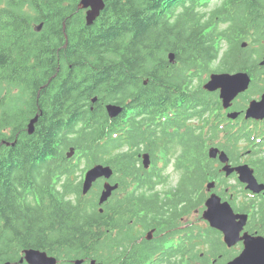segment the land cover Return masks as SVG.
Masks as SVG:
<instances>
[{"label":"trees","instance_id":"1","mask_svg":"<svg viewBox=\"0 0 264 264\" xmlns=\"http://www.w3.org/2000/svg\"><path fill=\"white\" fill-rule=\"evenodd\" d=\"M80 1L0 0L1 260L16 262L24 248H37L56 255L61 264L78 258L141 264L145 256L133 260L126 252L134 201L151 203L163 218L162 202L168 205L172 189L178 200L193 199L195 182L202 187L214 170L201 134L205 122L189 124L219 103L202 87L207 75L264 74L258 67L264 53V0H219L213 8L212 0H104V10L90 26ZM170 52L176 55L174 64ZM108 102L129 103L136 106L135 116L146 114L143 119L150 122L142 131L156 137L146 149L156 161L160 154L166 163L175 155L183 175L178 187L161 194L157 186L167 185V178L136 168L133 157L140 150L119 152L125 145L139 147L133 138L142 131L134 116L125 137L116 138L124 129L109 118ZM36 114V131L29 135L26 126ZM155 121L159 124L153 127ZM73 145L86 151V161L115 166L123 185L136 175L131 181H140L142 191L111 198L101 212L96 193L81 194L80 163L66 157Z\"/></svg>","mask_w":264,"mask_h":264},{"label":"flooded vegetation","instance_id":"2","mask_svg":"<svg viewBox=\"0 0 264 264\" xmlns=\"http://www.w3.org/2000/svg\"><path fill=\"white\" fill-rule=\"evenodd\" d=\"M259 84L262 85L263 81H259ZM263 93L264 90L258 89L239 95L233 107L226 111V113L238 112L240 113L239 116L236 119H230L225 113L223 116L225 118L224 122L219 121L221 122L220 127H210L207 134V142L219 145L222 142V137H227L228 142L234 143L232 145L226 143V145L224 144L225 147H218L228 153L230 164L232 166L248 164L253 168L257 182L249 181L248 176H246L248 181H242L237 171L226 175L222 170L223 164L218 159H214L215 168L213 172L216 174V177L211 180L216 181L213 191L222 198V201L229 202L235 213L244 216L246 223L241 235L259 236L261 237L259 243L262 242L264 244V119L246 118L247 109L251 101L261 100ZM126 112L118 117V123L124 121L134 123L132 120L135 116L134 110ZM206 116L207 114L203 118H206ZM211 117L213 116L209 113V118ZM134 118L139 129L141 131L142 129L145 130L149 120H144V116L142 115H137ZM195 118H198V116H195ZM142 122L145 125L141 124ZM223 125H225L224 128ZM136 139L140 142V146L136 148H146L144 145L149 144V142L151 143L155 138L151 136L147 137L146 133L142 131L138 137L133 138V140ZM240 143H244L246 146L243 151L238 152L236 148L240 146ZM147 152L149 151H142L133 158L136 168L142 172L144 171L142 155ZM151 160L152 166H154L152 156ZM146 171L150 173L152 168ZM99 182L103 183L104 180ZM195 184L197 186V182ZM132 189L142 191L141 186H134ZM174 193L172 192L167 195L168 199L166 201H168V205L162 202L164 204L163 218L154 214L158 209H155V206L152 207L151 203L142 206L139 201H134V210L130 219V238H128L131 244L128 250H126L133 260L138 255L144 254L146 256L144 264H173L174 260L179 261L180 264H184L185 255L195 257L198 254L197 260L199 261L200 254L202 258L200 260H203L207 264H227L243 252L244 240H241L229 249H217L214 242H211L210 252L212 253L209 254L210 260H208L205 257V253L208 251L201 252V249H198L200 241H202L200 239V222L209 225L206 220L201 219L199 186H197V190L194 193V198L190 200H178ZM209 195L210 193H208L207 197ZM189 207L191 210H189ZM211 230L212 236L215 239L223 238L222 233L214 229ZM124 248L125 245L121 244L119 246V256H121ZM261 248L264 249V246ZM261 253H259L260 256L262 255Z\"/></svg>","mask_w":264,"mask_h":264},{"label":"water","instance_id":"3","mask_svg":"<svg viewBox=\"0 0 264 264\" xmlns=\"http://www.w3.org/2000/svg\"><path fill=\"white\" fill-rule=\"evenodd\" d=\"M80 8L88 9L86 12V21L88 25H92L97 17L100 16L101 12L105 8L104 0H81L79 4ZM41 29V26L38 27V30ZM247 43H243L245 47ZM169 58L172 62L175 61L174 53L169 54ZM264 65V59L261 62ZM251 81V77L246 72H237V73H212L209 81L204 85V88L209 91L220 90V97L223 100L224 107H229L231 101L239 95L241 92L248 89ZM97 98H94L95 101ZM108 114L111 117L117 116L122 112V107L113 103L108 104L107 106ZM248 116L255 117H264V95L261 101H252L251 105L247 112ZM235 116V115H233ZM40 114H36L28 123L27 130L29 134H33L36 129V123L38 122ZM10 144V143H8ZM219 150L217 148H211L209 150L210 157H216ZM74 153V149H71L69 156ZM220 159L223 162H228V156L223 151L221 152ZM145 164H149V155H145ZM225 170H232L228 165L224 167ZM241 173V176L245 178L246 171L249 170L248 166H239L235 168ZM234 170V169H233ZM113 168L110 165L97 164L87 171L85 181L83 184V193L86 194L89 192L93 183L101 177L107 179L111 178L113 175ZM118 188V184L112 185L111 183H105L104 189L101 192L99 198V204L102 205L105 201L109 199L113 191ZM207 209L204 213V217L211 221L213 226L219 227L226 232L227 242L231 245L239 239V228L235 220H231V217H237L234 215L232 209L228 204H222L220 208H216L214 199H209L207 201ZM222 216L223 219L220 218ZM248 246L246 250L234 261L229 262L228 264H264V249L261 247L264 246L262 242H257L256 240L246 241ZM262 252V253H261ZM25 259L30 264H57L58 259L52 255H49L46 251L39 249H26L24 250ZM259 253L262 255L260 256ZM84 259H77L73 264H83ZM90 264H103L98 262L96 259L90 260Z\"/></svg>","mask_w":264,"mask_h":264},{"label":"rangeland","instance_id":"4","mask_svg":"<svg viewBox=\"0 0 264 264\" xmlns=\"http://www.w3.org/2000/svg\"><path fill=\"white\" fill-rule=\"evenodd\" d=\"M219 3H220L219 0H212L211 3H210L209 8H213V7H215ZM225 26H226V24H223V25H221V28H224ZM197 83L198 82H196V84ZM191 123L192 124H196V121H192ZM122 124L123 123H121L120 126H122ZM224 140H225V138L222 137V141H224ZM217 142H219V140H217ZM239 145H240L241 148H244V143H240ZM161 158L162 159H165L163 156H161ZM175 160H176L175 155H173L172 156V159H171V163L167 166L166 169H164L165 171L163 172V175L164 176H167V186H165L164 188H171L173 186H177V184L179 183V180H180V177H181V173L176 168ZM82 162H83L82 167L85 168V171H86L89 168V166H90L91 163H86L85 160H83ZM82 173H83V171H82ZM84 173H83V177H84ZM80 174H81V172L79 173V175ZM162 189H163V186L162 185H159L158 186V190L161 191ZM96 190H99V188L96 187ZM202 224L206 225L205 223H203V222L201 223L200 222V225H202ZM211 245H212L211 242H207V243H203L202 242V243H200L198 249H201V251H203V252H205V251H211ZM218 248L219 249H224L225 246L218 245Z\"/></svg>","mask_w":264,"mask_h":264}]
</instances>
